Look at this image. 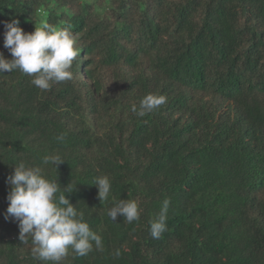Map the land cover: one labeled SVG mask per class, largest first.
<instances>
[{"label":"trees","instance_id":"trees-1","mask_svg":"<svg viewBox=\"0 0 264 264\" xmlns=\"http://www.w3.org/2000/svg\"><path fill=\"white\" fill-rule=\"evenodd\" d=\"M10 18L29 33L70 24L81 53L47 91L19 70L0 75V264H51L5 219L14 164L50 153L65 161L46 175L76 185L66 196L103 243L61 264H264V0H0ZM149 93L167 102L132 113ZM119 199L138 202L137 221L110 220Z\"/></svg>","mask_w":264,"mask_h":264},{"label":"clouds","instance_id":"clouds-1","mask_svg":"<svg viewBox=\"0 0 264 264\" xmlns=\"http://www.w3.org/2000/svg\"><path fill=\"white\" fill-rule=\"evenodd\" d=\"M4 27L3 47L11 58L0 52V75L4 72L19 70L33 76L32 84L47 91L53 83L64 82L73 78V61L80 56L81 49L76 46V39L71 25L57 27L47 22L35 26L34 31L25 32L20 21L10 18L0 21ZM167 102L164 95L146 94L133 104L131 112L144 117ZM56 139L63 142L66 133ZM65 160L59 153H50L42 158L41 165H31L23 160L14 164L13 172L7 177L9 191L5 219L11 217L18 225L19 239L23 243L31 240L32 255L35 259L61 264L69 256L70 250L76 256H86L93 250H103L102 236L91 230L85 220L84 212L78 211L70 203L66 194L75 190V186L61 188L57 179H50L43 166L53 168ZM92 185L97 188L99 201L108 200L111 181L107 175L97 176ZM170 201L165 199L159 214L150 222V235L159 239L166 230V220ZM107 215L115 221L122 215L128 223L140 218L139 204L135 199H119L108 209ZM116 256L120 251H116Z\"/></svg>","mask_w":264,"mask_h":264}]
</instances>
